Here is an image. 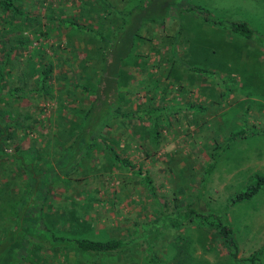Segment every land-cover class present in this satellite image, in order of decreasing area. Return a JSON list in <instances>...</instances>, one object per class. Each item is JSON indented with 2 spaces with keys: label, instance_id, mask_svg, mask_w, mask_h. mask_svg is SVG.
Segmentation results:
<instances>
[{
  "label": "rangeland",
  "instance_id": "rangeland-1",
  "mask_svg": "<svg viewBox=\"0 0 264 264\" xmlns=\"http://www.w3.org/2000/svg\"><path fill=\"white\" fill-rule=\"evenodd\" d=\"M211 1L218 8L208 9ZM222 1L157 0L161 9L140 16L126 13L134 0H15L31 19L0 18V55L9 49L0 114L14 125L0 160V233L17 197L36 196L13 151L33 162L43 196L29 243L17 250L25 257L13 264H264V184L232 201L264 173V0ZM234 20L251 34L231 30ZM125 40L130 52L110 72L118 95L110 93L103 119L86 123L104 51L113 68ZM190 206L208 225L187 219ZM216 223L230 227L241 260ZM42 226L70 239L125 241L83 252L38 238Z\"/></svg>",
  "mask_w": 264,
  "mask_h": 264
},
{
  "label": "trees",
  "instance_id": "trees-1",
  "mask_svg": "<svg viewBox=\"0 0 264 264\" xmlns=\"http://www.w3.org/2000/svg\"><path fill=\"white\" fill-rule=\"evenodd\" d=\"M157 0H147L146 4L142 8H136L137 14L138 15H146L144 13V9H149L151 12V9H161V8H156ZM157 5V4H156ZM130 13V12H129ZM13 15H17V18L21 22H26L31 19L32 16H27L25 12L21 11L19 8V3L15 2V0H0V18L3 20L4 18L8 19L9 16L13 18ZM159 17L160 14H150L149 18H155ZM76 22H74L75 24ZM78 28H86V26H80V24H76ZM231 30L239 33L242 35V37H248L251 34V30L247 23L245 21H230L229 26ZM87 29V28H86ZM136 29V28H135ZM134 29V31H135ZM129 33V32H128ZM126 33V34H128ZM13 39L17 41V43H21L22 39L18 38L16 36V33H13ZM8 39H6V42ZM120 46L116 49V55L115 56V62L113 68L110 67L109 65V60L111 58L108 53L104 51L105 54H107L108 58L103 61V67L101 68V75L100 79L97 85V88L95 87L93 90V93H96V96L94 95L93 100L91 101L90 105L86 108V110L83 113V118L87 121L88 123L90 119L93 120L94 123L99 121L100 119H103L105 117V107L109 105L112 102V97L110 93L115 94V98L118 95L117 92L114 90L115 89V81L113 79V75L110 74V72L114 73L117 66V61L126 56L130 51V47L127 44L126 40L123 41L122 43L120 42ZM9 50V49H8ZM8 50L4 51V54L0 55V80L4 79V74H3V68L6 67L7 65V60L9 58V53ZM109 73V74H108ZM48 75V70L45 68L42 70V77L41 81H44L45 77ZM107 76L109 80H112V88H109L108 85H106L104 88H102L103 84V79ZM109 84V83H108ZM114 84V85H113ZM14 89V88H13ZM112 91V92H111ZM114 98V99H115ZM98 111V112H97ZM99 111L100 116L98 115ZM93 116V117H91ZM14 122L17 120V117L13 119ZM93 125V124H92ZM13 124L5 121V118L0 114V160H2L4 157H7V151H6V145L8 143V140H10V137H12V128ZM83 125L76 135V137L73 140V143L70 144L69 148L73 147V144L81 140V133L83 132ZM248 133H252L251 131L246 132L243 130H240L239 134L240 135H245ZM103 146L108 150L109 155L111 158L119 162L120 164L126 166L127 168H132L133 165H131L128 160L120 155H118L111 145L103 141L102 143ZM25 151H13L9 156L12 158L11 164L16 167L22 168L21 172H24L23 175L24 177L30 179V184L33 185V191L36 192V196L33 198V200L30 202V193L29 195L27 194H21L20 196L17 197V202H16V208H14V219L13 221L9 224L6 225L1 233H0V264H13L17 259L25 257V255H18L17 250L24 245H28V232H30V227L34 226L35 223L38 220L39 217V210L35 208V206L39 205V200L43 198L41 197V189H40V184L36 182V177H33V172L34 166L32 161H28L26 156L24 155ZM2 162V161H1ZM130 164V165H129ZM140 172V170H138ZM255 180L252 181L251 183L248 184L245 190L238 192L233 196V200L236 199H241L244 197H249L252 195L254 192L258 190V188L264 184V173L262 174H255ZM144 177L147 178L146 175ZM147 180V179H146ZM34 207V208H33ZM34 209V211L32 210ZM185 214H187V219L194 220L197 219L199 220L198 222L201 224H206L203 221V217H206V214L203 213V211H197L194 206H190L187 209H185ZM171 224V222H169ZM210 223V222H207ZM211 224V223H210ZM208 225V224H206ZM218 226V227H216ZM216 230L219 231V233L225 238L226 240V247L227 251L231 254V257L235 260H241L242 258H239L237 256V249L236 245L234 244V240L231 237V230L230 227L226 224H217L215 225ZM151 228V227H150ZM38 238L43 236V239L49 244H55L59 246H64V244L67 243H72L74 246H76L79 250L83 252H98V251H113L117 249H121V247L124 245V239H121V237H113V238H107L104 240L100 239H91L87 237H82V238H67L63 236H57L52 233L48 228L46 227H41L40 233L36 234ZM26 242V243H25ZM28 248L26 249V252H28ZM17 254V255H16ZM31 263V262H30Z\"/></svg>",
  "mask_w": 264,
  "mask_h": 264
},
{
  "label": "crops",
  "instance_id": "crops-1",
  "mask_svg": "<svg viewBox=\"0 0 264 264\" xmlns=\"http://www.w3.org/2000/svg\"><path fill=\"white\" fill-rule=\"evenodd\" d=\"M134 1H137V3L135 4V5H133L131 8L130 7H128V8H130L129 10H127V12L126 13H128L132 8H138V7H142V6H145V4H146V2H147V0H134ZM227 1V0H226ZM218 2H220L221 4H226L227 2H225L224 3V1H222V0H218ZM193 3H195V2H193ZM194 5H200V6H202L201 4H199V2L198 1H196V3L194 4ZM207 6V8L208 9H212V8H218L217 6H216V3L214 2V1H211L210 3H209V5H206ZM202 7H204V6H202ZM166 20H168V19H166ZM234 21H244V20H234ZM142 25H140V27H141ZM169 44V46L171 45V43H168ZM124 89V88H123ZM105 108H108V106H106Z\"/></svg>",
  "mask_w": 264,
  "mask_h": 264
}]
</instances>
